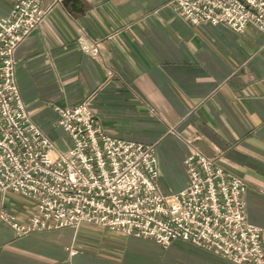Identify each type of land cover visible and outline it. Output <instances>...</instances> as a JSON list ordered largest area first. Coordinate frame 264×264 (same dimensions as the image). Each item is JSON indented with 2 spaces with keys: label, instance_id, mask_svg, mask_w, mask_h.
<instances>
[{
  "label": "crops",
  "instance_id": "1",
  "mask_svg": "<svg viewBox=\"0 0 264 264\" xmlns=\"http://www.w3.org/2000/svg\"><path fill=\"white\" fill-rule=\"evenodd\" d=\"M38 1L47 14L16 47L15 76L31 120L57 149L71 142L55 107L87 100L107 134L154 145L164 193L185 186L194 149L215 157L245 181L246 217L263 230L264 248V35L251 25H192L174 0ZM12 3L0 0V17ZM1 205L21 221L33 210L10 192H0ZM0 264L231 263L180 239L163 247L88 224L18 236L0 221Z\"/></svg>",
  "mask_w": 264,
  "mask_h": 264
},
{
  "label": "built area",
  "instance_id": "2",
  "mask_svg": "<svg viewBox=\"0 0 264 264\" xmlns=\"http://www.w3.org/2000/svg\"><path fill=\"white\" fill-rule=\"evenodd\" d=\"M192 25L223 24L264 35V0H174ZM47 14L38 0H13L0 17V192L32 204L26 220L0 206V221L18 236L78 229L83 224L150 238L163 247L187 241L231 264H264L263 230L248 221L245 181L215 157L193 150L184 158L187 182L164 193L154 145L113 137L87 100L55 107L70 145L57 149L30 118L20 96L14 52ZM85 52L96 45L79 39ZM71 253L73 249H69Z\"/></svg>",
  "mask_w": 264,
  "mask_h": 264
},
{
  "label": "water",
  "instance_id": "3",
  "mask_svg": "<svg viewBox=\"0 0 264 264\" xmlns=\"http://www.w3.org/2000/svg\"><path fill=\"white\" fill-rule=\"evenodd\" d=\"M61 1H63V2H69V1L74 2V1H76V0H61Z\"/></svg>",
  "mask_w": 264,
  "mask_h": 264
},
{
  "label": "rangeland",
  "instance_id": "4",
  "mask_svg": "<svg viewBox=\"0 0 264 264\" xmlns=\"http://www.w3.org/2000/svg\"><path fill=\"white\" fill-rule=\"evenodd\" d=\"M205 23V22H204ZM184 163V162H183ZM160 185V184H159ZM161 188V187H160ZM162 191V190H161ZM163 192V191H162ZM176 192V191H175ZM171 193V192H170ZM134 236V235H133ZM136 237H138V236H136Z\"/></svg>",
  "mask_w": 264,
  "mask_h": 264
}]
</instances>
